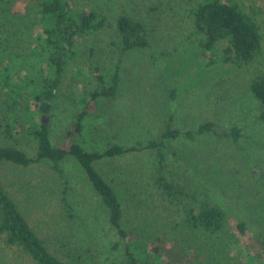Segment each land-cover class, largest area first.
Instances as JSON below:
<instances>
[{"label":"rangeland","instance_id":"rangeland-1","mask_svg":"<svg viewBox=\"0 0 264 264\" xmlns=\"http://www.w3.org/2000/svg\"><path fill=\"white\" fill-rule=\"evenodd\" d=\"M196 1L71 0L78 8L94 6L107 20L100 30L85 36L84 48L69 59L53 92L49 117L36 116V121L47 119L53 144L65 141L86 99L82 93L101 84L108 87L117 65L116 94L98 99L96 110L83 119L82 131L73 139L87 151L102 152L112 145L140 148L94 163L119 197L123 227L133 231L139 245L155 236L185 245L190 257L184 264H246L249 256L241 253L246 240L233 229L234 222L244 221L247 233L264 242V121L259 118L260 102L250 90L251 80L264 75V0H237L256 19L262 43L260 53L242 64L222 59L226 40H218L211 51L200 47L201 34L190 12ZM121 14L143 22L148 47L121 50L115 26ZM34 22V8L17 15L0 10L4 28L0 73L11 52L30 49ZM89 48L98 72L90 64ZM5 81L0 77L2 121L11 102ZM8 81L20 83L16 75ZM35 102L30 89L20 91L14 106L20 125L12 139L0 133V146L13 145L34 156L37 143L25 121L30 117L27 108L34 109ZM208 121L214 123L211 129L197 133L198 126ZM232 128L239 129L237 139L226 134ZM170 129H177L179 135L164 139L165 163L185 193L173 202L152 183L156 152L147 147ZM59 165L62 174L48 159L26 166L3 161L0 181L49 250L66 264H119L125 258V240L109 222L101 197L75 157L67 155ZM193 199L227 212L220 231L183 225L185 209ZM67 208L73 216H68ZM61 239L75 258L66 256ZM0 264L35 263L19 247L0 240Z\"/></svg>","mask_w":264,"mask_h":264},{"label":"trees","instance_id":"trees-1","mask_svg":"<svg viewBox=\"0 0 264 264\" xmlns=\"http://www.w3.org/2000/svg\"><path fill=\"white\" fill-rule=\"evenodd\" d=\"M31 8L35 10L33 44L26 52L21 50L11 52L8 55V64L0 73V77L3 76L6 80L3 85L9 88L11 94L8 117L6 121L0 120V133L7 140L14 137L15 129L20 125L16 122L14 106L20 91L28 88L32 91L36 102L34 109L27 108V114H30V117L25 122L29 124L28 131L36 140L37 150L34 156H30L21 148L1 145L0 163L10 161L26 166L48 159L62 174L60 161L67 155H72L83 169L93 191L101 197L106 206L109 222L125 240V258L119 264L186 263L190 253L181 243L173 245L165 237L155 236L147 237L145 243L139 245L138 237L133 231L122 225L124 211L113 185L95 167L94 163L103 158L120 156L140 148L112 145L102 152L87 151L73 139L74 135L81 133L83 119L96 110L98 99L116 94L119 84L117 65L108 87L101 84L93 90L82 93L86 99L83 100V107L77 113L75 121L68 128L65 141L53 144L50 141L49 122L36 121V116L49 117L53 92L65 76L69 59L79 56L85 46V36H91L100 30L105 25L107 16L94 6L75 7L71 0H0V10L8 9L14 15ZM190 12L193 26L201 34L199 45L202 49L211 51L218 40H226L227 45L220 56L224 61L235 64L251 62L260 53L262 43L259 25L241 2L199 0L194 3ZM115 26L121 40L122 51L148 47L149 41L140 19L121 14L116 18ZM0 30L3 32L4 28L0 27ZM87 51L91 66L98 72L97 65L91 59L92 49L89 48ZM1 53L4 52L0 49ZM15 75L18 76L20 83L8 81L10 76ZM97 75L101 79L100 74ZM250 90L260 102L259 118L264 121L263 74L251 80ZM213 125L214 123L210 121L203 122L198 126L197 133L206 132ZM185 134L193 137L191 131ZM226 134L237 139L239 129L232 128ZM177 135H179L177 129L166 130L161 140H153L147 145L156 152V164L151 171L152 183L170 202L185 194L173 170L165 163L164 139ZM66 210L68 216H73L72 209ZM226 218L227 212L221 207L193 199V202L185 209L183 225L191 229L215 233L222 229ZM233 229L246 240L241 250V253L249 256L246 264H264V242L251 237L246 231V223L242 220L234 222ZM0 240L7 245L19 247L35 264H66L62 258L49 250L46 242L29 224L1 181ZM60 244L65 248V254L69 259L75 258L74 251L68 242L61 239Z\"/></svg>","mask_w":264,"mask_h":264},{"label":"water","instance_id":"water-1","mask_svg":"<svg viewBox=\"0 0 264 264\" xmlns=\"http://www.w3.org/2000/svg\"><path fill=\"white\" fill-rule=\"evenodd\" d=\"M45 121H47V119Z\"/></svg>","mask_w":264,"mask_h":264}]
</instances>
